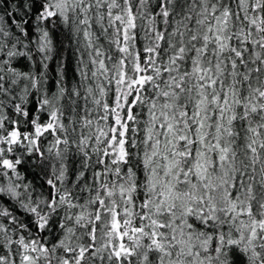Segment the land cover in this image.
<instances>
[{
	"label": "snow or ice",
	"instance_id": "1",
	"mask_svg": "<svg viewBox=\"0 0 264 264\" xmlns=\"http://www.w3.org/2000/svg\"><path fill=\"white\" fill-rule=\"evenodd\" d=\"M0 264H264V0H0Z\"/></svg>",
	"mask_w": 264,
	"mask_h": 264
},
{
	"label": "trees",
	"instance_id": "2",
	"mask_svg": "<svg viewBox=\"0 0 264 264\" xmlns=\"http://www.w3.org/2000/svg\"><path fill=\"white\" fill-rule=\"evenodd\" d=\"M69 71H70V67H69ZM56 72H55V61L52 62L51 65V75L55 76Z\"/></svg>",
	"mask_w": 264,
	"mask_h": 264
},
{
	"label": "rangeland",
	"instance_id": "3",
	"mask_svg": "<svg viewBox=\"0 0 264 264\" xmlns=\"http://www.w3.org/2000/svg\"><path fill=\"white\" fill-rule=\"evenodd\" d=\"M69 72H71V66H70V71Z\"/></svg>",
	"mask_w": 264,
	"mask_h": 264
}]
</instances>
